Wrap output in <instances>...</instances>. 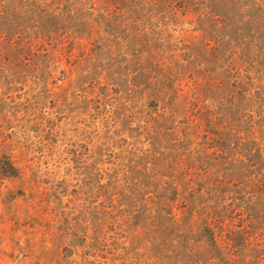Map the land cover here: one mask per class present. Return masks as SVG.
Wrapping results in <instances>:
<instances>
[{"label": "trees", "instance_id": "trees-1", "mask_svg": "<svg viewBox=\"0 0 264 264\" xmlns=\"http://www.w3.org/2000/svg\"><path fill=\"white\" fill-rule=\"evenodd\" d=\"M188 1L163 0L160 9V0H0V179H22L18 191L26 195L29 187L32 196L45 183L41 200L67 230L78 225L82 246L101 264H129L122 252V203H117L129 185L126 156L135 159L150 149L149 139L160 140V130L167 135L161 148L169 171L161 178L167 189L161 210L175 225L179 264H264V65L233 51L226 63L211 68V78L194 79L184 93L181 80L176 83L181 70L168 74L157 49L142 51L140 78L133 71L126 88L109 81L90 84L96 116L113 117L119 102L127 117L138 114L132 133L114 135L115 159H108L112 151L94 160L91 136L78 141L77 130L67 131L42 109L44 97L56 94L50 80L57 71L58 78L70 71L60 65L58 50L68 62L84 60L88 66L99 50L112 55L116 45L126 57L140 32L148 40L160 35V13L173 14L175 23L177 6L185 14L197 3ZM167 23H161L164 29ZM76 47L80 53L73 55ZM221 69L224 77L214 75ZM122 96L127 99L120 101ZM177 99L191 114L178 119L167 114ZM34 150L45 165L36 168L39 176L28 177L22 155ZM66 170L79 179H58ZM45 173L49 176L40 180ZM92 193L100 206L93 237L78 203Z\"/></svg>", "mask_w": 264, "mask_h": 264}, {"label": "rangeland", "instance_id": "rangeland-1", "mask_svg": "<svg viewBox=\"0 0 264 264\" xmlns=\"http://www.w3.org/2000/svg\"><path fill=\"white\" fill-rule=\"evenodd\" d=\"M190 1L197 3L185 14L177 6L175 23L172 22L173 14L163 18L160 13V37L148 40L147 33L140 32L136 40L129 44L131 53L126 57L120 56L116 45L112 55L99 50L98 60L88 66L84 60L68 62L66 52L61 49L57 51L62 56L60 65L69 66L70 71L65 78H58L57 71L53 81L50 80L48 85L54 86L56 94L44 97V115L56 120L69 132L77 130L78 141L91 136L94 160L102 161L104 156H108L107 152L112 151L108 159L117 158L119 148L115 147L114 135L132 133L138 122V114L131 111V116L127 117L125 105L119 102L113 106V117L103 120L96 116L92 107L93 94L89 92L90 84L109 81L121 89L126 88L133 71L137 70V78H140L142 51L150 47L157 49L160 66L166 73L181 70L176 83L181 80L184 93L194 85V79L204 82L211 78L214 71L211 68L216 63H226L233 51H241L246 60L254 65H264V0ZM163 21L168 22V28L164 29L161 25ZM79 53V48H74L73 55ZM70 58L74 59L73 56ZM223 71L215 70L214 75L224 77ZM24 88L27 89V85ZM23 92L22 99H25L27 93ZM126 99V96H122L120 101ZM161 102L164 104V100ZM176 102L172 108L167 107V114L171 113V117L176 119L179 115H187V111L191 114L181 99ZM165 140L167 135L160 130V140L156 137L149 139L150 149L146 148L135 159L126 156L129 185L125 192H119L120 200L117 203H122V239L126 245L122 252L129 264H179V250L173 242L175 225L171 223L169 214L161 210L162 194L167 191L162 186L161 178L169 173L162 158L161 145ZM22 157L21 164L26 165V176H39L36 168L45 165L41 153L34 150L25 152ZM66 171L60 172L58 179L62 176L75 177L73 181L79 179L76 174ZM46 176L49 174H42L39 179ZM169 177L174 179L175 176ZM22 183L20 178L0 179V264H101L98 256L82 246V232L78 225L67 230L50 211L51 205L41 200L40 195L46 190V184L40 182L35 188L36 195L32 196L29 187L25 189L26 195L20 194L18 190L25 185ZM78 203L79 214L87 217L89 235L93 237L99 221L98 200L92 193L89 197L82 195ZM27 205L30 206L28 213L25 212Z\"/></svg>", "mask_w": 264, "mask_h": 264}]
</instances>
